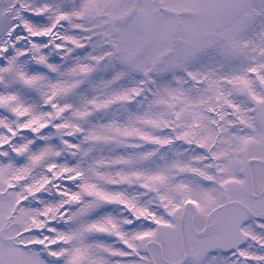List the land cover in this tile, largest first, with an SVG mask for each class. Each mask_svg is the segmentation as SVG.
Returning <instances> with one entry per match:
<instances>
[{
  "label": "snow or ice",
  "instance_id": "snow-or-ice-1",
  "mask_svg": "<svg viewBox=\"0 0 264 264\" xmlns=\"http://www.w3.org/2000/svg\"><path fill=\"white\" fill-rule=\"evenodd\" d=\"M0 264H264V0H0Z\"/></svg>",
  "mask_w": 264,
  "mask_h": 264
}]
</instances>
